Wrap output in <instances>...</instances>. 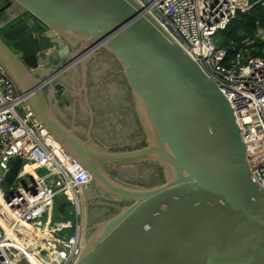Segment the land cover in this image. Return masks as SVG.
Returning <instances> with one entry per match:
<instances>
[{"label":"water","instance_id":"obj_1","mask_svg":"<svg viewBox=\"0 0 264 264\" xmlns=\"http://www.w3.org/2000/svg\"><path fill=\"white\" fill-rule=\"evenodd\" d=\"M9 1L22 20L0 28V66L35 119L88 170L94 189L129 202L88 228L73 264H264V190L235 112L157 17L139 0ZM12 37L18 52L6 42ZM97 49L121 67L143 133L139 147L113 150L82 138L45 100L46 84ZM48 64L42 79L39 67ZM121 162L151 165L162 181L120 182L105 168ZM26 163L14 159L2 184L11 188ZM68 206L62 200L57 210Z\"/></svg>","mask_w":264,"mask_h":264},{"label":"built area","instance_id":"obj_2","mask_svg":"<svg viewBox=\"0 0 264 264\" xmlns=\"http://www.w3.org/2000/svg\"><path fill=\"white\" fill-rule=\"evenodd\" d=\"M139 1L199 61L229 100L248 146L253 176L264 190V42L245 38L236 50L216 41L238 13L264 0ZM255 38L264 41V27L258 28ZM16 158L27 163L13 182L16 189L5 196L2 181ZM41 168L45 174L20 181L22 173L32 176ZM91 181L88 170L35 119L24 95L0 66V264H73L86 236L80 219L82 188ZM61 196L75 209L74 229H67L70 223L52 220ZM44 230L48 231L44 237L36 235Z\"/></svg>","mask_w":264,"mask_h":264},{"label":"crops","instance_id":"obj_3","mask_svg":"<svg viewBox=\"0 0 264 264\" xmlns=\"http://www.w3.org/2000/svg\"><path fill=\"white\" fill-rule=\"evenodd\" d=\"M1 16L4 19L0 21V28L10 21L4 29L10 27L17 17L22 20L21 9L13 4ZM15 41L6 40L11 47ZM39 69L42 79L52 70L50 64ZM43 94L50 110L63 124L75 128L82 138L88 134L98 146L113 150H116L115 146L121 148L128 141L125 137L130 135V128L138 127L130 89L121 67L103 49H97L86 60L59 72L44 86ZM142 141V138L134 140V145L139 147ZM75 220L70 221V224ZM67 229L71 230V227Z\"/></svg>","mask_w":264,"mask_h":264},{"label":"rangeland","instance_id":"obj_4","mask_svg":"<svg viewBox=\"0 0 264 264\" xmlns=\"http://www.w3.org/2000/svg\"><path fill=\"white\" fill-rule=\"evenodd\" d=\"M6 0H0V9L6 4ZM7 10V9H6ZM5 10V11H6ZM5 13V12H4ZM4 13H0V21L4 19L3 15ZM77 48H80V45L76 46ZM130 135L128 137H125L128 139L127 142H125L123 147L120 148V146H115L114 148L116 150H125V149H133L135 146L134 140H139L142 138L143 140V133L141 128L138 126L137 128H134L132 126L130 128ZM139 138V139H138ZM137 144H140V142H136ZM143 141L141 142V144ZM107 173H109L113 178L116 180L126 183V184H131V185H152L155 183H159L162 181V176L159 171V169L148 165V164H140L139 162L137 163H131V162H121V163H113V165L107 166L106 168ZM46 171L45 169L41 168L39 170H36L35 173L31 175H27L26 173H22V175L19 176L20 181L22 180H27L31 179L36 175H42L45 174ZM17 184H13L11 188L7 186H3V191L5 193V196H10L14 190L16 189ZM91 192L84 194L82 199V210H83V216H81V221L85 223V230H87L85 239L89 235L88 228L91 227L92 225L103 221L104 219L108 218L112 214L116 213L122 206L125 204H128L129 202H114L113 201V206L107 204V200H99L95 203H89L91 199ZM90 197V198H89ZM87 200H86V199ZM89 198V200H88ZM65 199L64 196H61L57 198V201H61ZM102 201V202H101ZM84 203V206H83ZM54 216L52 217V220H54V223H63V224H69L70 221L75 220L76 218V212L74 207L69 206L65 212V214H61L57 209L55 210Z\"/></svg>","mask_w":264,"mask_h":264},{"label":"trees","instance_id":"obj_5","mask_svg":"<svg viewBox=\"0 0 264 264\" xmlns=\"http://www.w3.org/2000/svg\"><path fill=\"white\" fill-rule=\"evenodd\" d=\"M6 2V5L0 9V13H4L12 4L9 0H6ZM19 20L16 19L11 24H16ZM259 27H264V3L253 6L246 13H238L229 26L216 35V41L221 46H233L236 50L242 46L245 38H254L256 41L264 42L260 38H255ZM13 39L15 40V37ZM257 45L261 46L260 43ZM231 55H234V53H231ZM253 55L261 54L254 53Z\"/></svg>","mask_w":264,"mask_h":264},{"label":"flooded vegetation","instance_id":"obj_6","mask_svg":"<svg viewBox=\"0 0 264 264\" xmlns=\"http://www.w3.org/2000/svg\"><path fill=\"white\" fill-rule=\"evenodd\" d=\"M6 5V4H5ZM11 6V5H10ZM8 9V8H7ZM19 22H17L16 24H18ZM16 24H11V26L10 27H13L14 25H16ZM7 28V27H6ZM5 28V29H6ZM28 31V30H27ZM26 30H25V32H23V34H25L26 32H27ZM18 37H15V40L17 39ZM11 39H13V37L12 38H9L8 40L10 41ZM14 40V39H13ZM17 45V44H16ZM14 46H15V44H14ZM87 188H89V190H91L92 192H91V199H90V201H89V203L91 204V203H95L96 202V204H97V201H99L100 199L101 200H107V204H109V205H112L113 206V201L111 200V198H110V196L108 195V194H103L101 191H96L95 189H94V183H93V181H91V183L87 186ZM90 198V197H89ZM82 199L84 200V198L82 197ZM102 202V201H101ZM83 206H84V203H83ZM83 210H84V207H83Z\"/></svg>","mask_w":264,"mask_h":264},{"label":"bare ground","instance_id":"obj_7","mask_svg":"<svg viewBox=\"0 0 264 264\" xmlns=\"http://www.w3.org/2000/svg\"><path fill=\"white\" fill-rule=\"evenodd\" d=\"M30 169V167H28ZM48 234V231L47 230H44L43 232L42 231H37L36 232V235L37 236H40V237H44L45 235ZM36 261V260H35ZM37 262V261H36Z\"/></svg>","mask_w":264,"mask_h":264}]
</instances>
